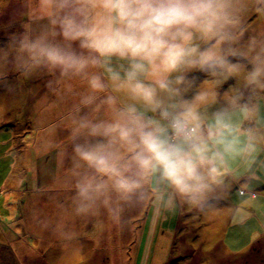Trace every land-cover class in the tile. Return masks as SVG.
<instances>
[{"label": "clouds", "instance_id": "obj_1", "mask_svg": "<svg viewBox=\"0 0 264 264\" xmlns=\"http://www.w3.org/2000/svg\"><path fill=\"white\" fill-rule=\"evenodd\" d=\"M16 3L0 86L44 80L33 142L59 162L38 230L76 255L78 222L123 229L146 206L248 227L264 182V32L248 22L264 0Z\"/></svg>", "mask_w": 264, "mask_h": 264}, {"label": "rangeland", "instance_id": "obj_2", "mask_svg": "<svg viewBox=\"0 0 264 264\" xmlns=\"http://www.w3.org/2000/svg\"><path fill=\"white\" fill-rule=\"evenodd\" d=\"M0 0V42L17 8ZM248 28L264 32V16L252 13ZM16 23L10 32L20 31ZM13 91L0 86V264H264V182L247 228L232 222L227 210L203 215L187 206L163 214L147 206L132 213L123 229L105 225L97 232L77 223L76 255H69L50 233L35 226V212L50 210L38 192L54 188L59 171L55 152L34 147L37 102L47 89L44 80L24 81L12 74ZM61 134V138L63 137ZM236 193L233 192V201ZM260 230L259 238L252 233Z\"/></svg>", "mask_w": 264, "mask_h": 264}]
</instances>
